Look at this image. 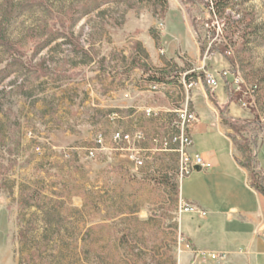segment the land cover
<instances>
[{
  "label": "rangeland",
  "instance_id": "obj_1",
  "mask_svg": "<svg viewBox=\"0 0 264 264\" xmlns=\"http://www.w3.org/2000/svg\"><path fill=\"white\" fill-rule=\"evenodd\" d=\"M167 1L0 0V264H177L178 158L153 142L166 126L156 133L148 124L140 128L147 136L140 147L149 151L139 153L137 167L116 150L113 135L140 129L130 131L137 124L126 109L101 107L99 96L114 88L125 101L135 83L152 92L140 70L129 71L133 56L142 50L154 66L150 52L166 59L175 34L191 47L186 28L201 59L172 61V75L216 76L215 89L199 78L210 100L218 95V106L226 101L224 72L229 98L236 77L258 86L252 99L237 93L231 112L239 125L252 124L231 137L253 154L261 149L264 169V0H215L224 26L207 56L202 24L211 19L200 7L207 0ZM152 93L149 102L158 98ZM193 96L191 90L190 105ZM114 112L121 119L113 121ZM213 138L223 150L224 139ZM195 143L202 145L200 138Z\"/></svg>",
  "mask_w": 264,
  "mask_h": 264
},
{
  "label": "crops",
  "instance_id": "obj_2",
  "mask_svg": "<svg viewBox=\"0 0 264 264\" xmlns=\"http://www.w3.org/2000/svg\"><path fill=\"white\" fill-rule=\"evenodd\" d=\"M175 6L179 10L178 4ZM186 31L191 47L183 44L175 34L176 41L167 44L166 59L159 58L152 51L150 62L162 69L167 67L168 61L181 64L180 57L184 56L192 64L200 60L202 52L193 30L186 28ZM179 46L182 52L177 54ZM220 78L230 81L229 78ZM177 81L178 84L168 85L166 89L154 93L158 98L152 102L146 100V96L152 93L147 90V85H131L125 101H120L116 90L111 88L107 94L99 96L101 107L125 108L127 120L137 124L130 131L146 129L144 126L148 124L149 131L156 133L159 126L169 125L170 112L183 106L186 101L187 93L181 85V78L177 77ZM194 82L190 106L199 115V122L190 131L194 140L193 152L209 161L212 169L195 172L180 183V197L193 202L206 212V216L181 215L183 244L179 249L177 264H264V194L252 186L250 171L241 165L244 156L231 137L234 131L224 122V119L240 121L241 117L231 112V105L235 102L229 98L230 90L226 82L223 86L226 101L222 106L216 104L217 94V98L213 95V99L208 98L199 77ZM218 107L226 109L228 114L220 115ZM146 110H153L159 115L148 118ZM215 135L224 139L221 151L214 145ZM199 138L201 146L195 143ZM141 148L147 150L146 143ZM259 165L264 171L260 162ZM203 254H218L224 256V260H211Z\"/></svg>",
  "mask_w": 264,
  "mask_h": 264
},
{
  "label": "built area",
  "instance_id": "obj_3",
  "mask_svg": "<svg viewBox=\"0 0 264 264\" xmlns=\"http://www.w3.org/2000/svg\"><path fill=\"white\" fill-rule=\"evenodd\" d=\"M207 12L210 15L211 21L204 22L202 24V29L204 32L203 39L207 43L208 49L206 50V56L210 51L211 47L214 45V42L220 35L223 33L221 27L224 25L220 24L218 19V14L216 12L215 0H207ZM160 54L164 56L166 51L160 49ZM227 54L231 56L233 54L231 47H228ZM228 73L224 72L223 77L227 76ZM189 73L179 74L181 78V85L187 93V98L183 106L174 109L170 112L169 120L170 123L166 127V131L161 136H156L153 138V142L159 146V151L174 153L178 158V176L180 182L191 176L196 172V168H199L200 171H208L212 169V164L207 161L201 154L193 152L194 140L190 133L192 127L199 122V115L191 108L189 93L193 90L195 82L188 79ZM207 84H212L213 89L218 86V79L216 76L206 73ZM235 92L241 93L245 98H253V94L256 93L258 86L248 87L245 83H242V79L236 77L234 80ZM149 89L154 93H159L161 90L166 89L168 85L166 84H149ZM243 108L248 107V103L243 99L240 101ZM145 114L148 118H156L159 113H156L153 110H146ZM113 121L121 119V114L114 112L111 115ZM147 140L146 133L144 131L137 130L135 132H122L117 131L113 135V141L116 145V150L121 152H127L129 158L132 162L135 163L137 167L143 165L142 157L140 156L141 151L144 150L140 147V144ZM103 137H99V143L102 144ZM90 157L95 156L94 150H91L89 153ZM178 209L181 215L183 214H197L200 216H206V212L202 211L197 205L193 202L179 198ZM204 256L206 254H203ZM211 260L222 261L224 256L218 254H208L206 255Z\"/></svg>",
  "mask_w": 264,
  "mask_h": 264
},
{
  "label": "trees",
  "instance_id": "obj_4",
  "mask_svg": "<svg viewBox=\"0 0 264 264\" xmlns=\"http://www.w3.org/2000/svg\"><path fill=\"white\" fill-rule=\"evenodd\" d=\"M162 1L164 6L168 5L167 0H162ZM186 2L189 3L191 2V0H186ZM215 6H216V12L218 14L219 6L216 2H215ZM200 7H204V9L207 10L206 9L207 4L204 6L200 5ZM193 25L195 27L197 26V23L194 22ZM202 48L204 52L206 46ZM172 65L173 62L168 61L166 68H162V69L155 68L148 62V56L142 50H140V52L139 51L136 52V55L133 56L129 71H133L136 69L140 70L142 73L141 79L143 80L144 83L147 84L157 83V84H166V85H172V84L176 85L178 84V81L177 78L172 75L173 74L171 71ZM196 76L205 77L204 73H200ZM188 79L193 80V77L188 76ZM208 86L210 87V84H208ZM230 100L237 102L239 100V94L237 93L234 94V92H231ZM224 122L227 123L234 130L235 133H242L243 131H246V129L252 124L251 122H243V126H241L239 125L241 123L240 121H232L227 119H224ZM252 144L254 143L252 142ZM251 147H252L251 145L238 146V149L240 150V152H242V154L246 156V159L248 161L247 164L241 163V165L243 167L248 168V170L250 171V180L252 186L255 187L259 192L264 194V171L260 168L258 156L255 153L253 154L252 152L253 150Z\"/></svg>",
  "mask_w": 264,
  "mask_h": 264
},
{
  "label": "water",
  "instance_id": "obj_5",
  "mask_svg": "<svg viewBox=\"0 0 264 264\" xmlns=\"http://www.w3.org/2000/svg\"><path fill=\"white\" fill-rule=\"evenodd\" d=\"M195 170H196V172H200V169L199 168H196Z\"/></svg>",
  "mask_w": 264,
  "mask_h": 264
}]
</instances>
